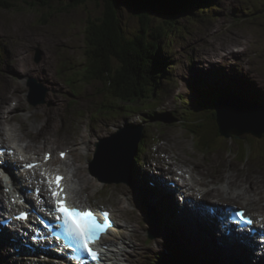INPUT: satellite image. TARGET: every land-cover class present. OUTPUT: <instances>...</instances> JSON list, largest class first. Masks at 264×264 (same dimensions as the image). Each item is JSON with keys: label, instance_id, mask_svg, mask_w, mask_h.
<instances>
[{"label": "rangeland", "instance_id": "obj_1", "mask_svg": "<svg viewBox=\"0 0 264 264\" xmlns=\"http://www.w3.org/2000/svg\"><path fill=\"white\" fill-rule=\"evenodd\" d=\"M37 1L40 3L39 0L0 1V88L3 87L1 93H11L12 91L6 92L5 88L12 85L11 78H13L17 82V86L19 85L20 91H23L19 94L25 105L21 106L16 113L24 118L28 117L29 113H34L31 119L41 120V117H43L42 120H44L46 112L48 116L51 114L54 119L59 117L60 120H65V126L60 129L59 132L61 133H58L59 142L63 148L69 142H75L79 138V143L82 140L94 141L97 137L98 139L110 137L114 132L124 127L126 129H136L135 127H127L130 126L128 124L129 120L130 123H141L147 134L141 148L146 147V152H140L139 154V159L142 158L138 163L140 166L133 163L132 173L134 179L136 178L134 175H138L137 169L139 172L145 171L144 168L147 167L146 164H149L151 159L156 168L162 166L156 165L158 156L169 157L170 155L167 151H161L160 146L165 144L166 150L177 152L183 163L197 165L207 181L222 186L230 180L240 178L243 183L230 185L233 194H236L238 189L240 191L244 184L263 185V135L258 137V135L245 133L238 138L219 137L216 140V143L219 144L216 149L212 146L207 149L203 144L198 147L199 143L192 140L190 133L181 124L180 114L183 112V107L190 103L191 96L194 98L199 96L198 92L201 90L193 88L192 83L201 76L208 84L216 82L219 88L226 86L229 81L238 82L240 90H246L245 93L252 91L251 94L254 99H258L256 101L264 105V8L262 7L264 0H217L216 2L212 0V2H209V8L212 7L211 10L214 9L213 11L208 9L207 5L209 3H206L207 0H201V12L191 9L190 14H180L179 19L177 16V21L182 22L181 25H177L176 30L179 31L176 33L177 35L171 40L169 36L160 39L162 49L169 54L170 58L168 63L165 55L162 60L166 63L165 69L170 72V77L173 79L169 81L167 75H162L161 84L156 91L155 88L147 86V92H155V100L143 98L146 92L136 91L132 93L133 95H141L143 98V100L140 98L138 103L134 99L129 101L130 97L127 98V94L116 91L115 84L112 85L110 81L94 76L90 69L93 62L89 55L86 32L87 28L90 27V22L94 23L96 17L100 16L105 4L102 2L97 3L98 1L95 0H87L88 2L80 8L79 6L69 7L70 9L66 10L63 7L68 2L62 3L59 0H49V3L51 2L50 6L44 8L34 5ZM116 2L119 18L122 21V29L127 37L132 38L134 35L142 33V31L150 35L152 32L151 27L155 28L157 26L161 29V36H163L165 30L163 31V27L160 26L164 23L163 16L153 14L152 23L147 27L145 26L144 30L138 14L133 10L131 1L116 0ZM205 10L210 12L208 13L209 16L207 13L204 14ZM224 44L228 45V52L223 51L222 54L219 48L224 47ZM235 47L241 50L235 52ZM19 56H24L34 65L44 66L47 76L39 79L33 74L28 75L25 71H35L39 76V68H34L25 63L24 58L13 64V61L16 62V58ZM20 66L19 70L18 67ZM208 66H210V70L206 71L204 67ZM117 67V62L113 61L109 66L112 72L108 73L107 76H112ZM103 75L102 78H109ZM73 77L78 78L76 82H70ZM31 78L36 80L42 88L46 87L47 89L46 103L36 108L30 104L28 97L29 87L27 83ZM74 87L78 90L74 91ZM205 87L209 88L207 85ZM211 89L213 90V88ZM231 90L234 91V89ZM19 94L15 90V96L18 97ZM101 103L111 104L119 114L103 118L98 112L99 107H102ZM154 105L158 113L163 112L168 114L169 117L166 116V119H164L162 113V117H159V119L151 118L150 115H147V118L144 113L141 114L138 111H148L150 110L148 108ZM125 107L132 108L125 110ZM18 118L22 120L21 117L18 116ZM27 120L29 121L30 118ZM158 126H161V128H158ZM27 128L30 134L33 135L29 122ZM103 128H110L115 131L106 135L101 133ZM202 148L205 149L201 150ZM91 157L92 155L89 152L82 153V167L86 165L88 158L91 159ZM106 173L114 174L111 170H106ZM147 173L150 174L148 170ZM84 174L86 178L90 177L87 169H85ZM150 176L154 177L155 174ZM116 178L120 177L117 175ZM142 179L144 178L142 177ZM98 182L93 184L91 181H87L91 193L97 192L95 189H100L91 198L95 206L117 207L119 203L120 205L126 204L123 201L126 199L125 195L128 191L132 190L131 187L124 183L102 185L100 181ZM220 189L221 196L217 198L208 196L204 199L216 202L219 198L223 199L229 196V190H227V194L223 188ZM151 190L152 188L148 186L139 191L145 195ZM215 194H219V191H216ZM113 201H116L117 204L112 205ZM242 201L236 199L228 202L251 208ZM152 203L156 204L150 201V205ZM130 209L131 207L127 208V214L118 212L119 218L122 215L124 216V219L120 218L121 220L130 219L134 214V220H130L129 224L134 226L136 236V238L130 239L132 243L122 263L161 264L165 260L160 259L159 255L148 257L149 255L145 256L144 254L145 252L148 253L150 248L155 251L153 252L155 254L163 251V249L161 250L163 238L158 237V239L155 238L157 240L152 239V241L141 240V235L150 239L149 226L147 227L143 222V215L138 209V212L133 213ZM140 219L142 223L138 222ZM123 224H125V221L121 225ZM143 227L147 230L145 231ZM158 234L163 236L162 232ZM166 239H169V237ZM170 244L173 247L168 246V253L170 250L176 249V245L182 246L180 241L174 238ZM10 248L3 249H7L9 253ZM185 250L188 253V248L185 247ZM1 255L4 256L5 252L1 251ZM161 256L165 258V254ZM205 260L208 261V259ZM223 262L227 264L225 259L224 261L219 259L218 262L214 263L223 264ZM42 263L45 264L46 262ZM0 264L10 263L4 257L3 260L0 257ZM36 264H41V262ZM205 264L208 263L205 262Z\"/></svg>", "mask_w": 264, "mask_h": 264}, {"label": "bare ground", "instance_id": "obj_2", "mask_svg": "<svg viewBox=\"0 0 264 264\" xmlns=\"http://www.w3.org/2000/svg\"><path fill=\"white\" fill-rule=\"evenodd\" d=\"M102 3L106 4L104 1ZM196 7L197 6L194 7V11L197 10ZM203 7H204V5H203ZM255 7H256V5H255ZM197 8L200 9L199 6ZM179 16H181V15L179 14ZM178 19H179V17H178ZM233 41H234V39H233ZM234 49H236V47ZM219 51L222 54H223V51L228 52V45L224 44V47H220ZM22 58H24V56L17 57L16 58L17 61L16 62L13 61V64L18 63L19 60H21ZM24 62L30 64L34 68H39V70H38L39 76L35 73V71L29 72V71L24 70L28 75L33 74L36 77H38L39 79H42V78L47 76V71H45L44 66H41V65L37 66V64L34 65V64L30 63V61L28 59H25V58H24ZM21 66L18 67L19 70H20ZM204 69L206 71H209L210 66H208L206 68L204 67ZM11 82H12V85H8L5 88L6 92L12 91L11 93H8V94H5L4 92L1 93L3 87L0 88V143L5 144L8 148H14L19 156H21V157L26 156L27 158H29V156H32V155H40V152H41L43 147H49L48 151H46L44 153L43 157L40 158L41 160H44L46 153L52 152V160H50L47 163H43L41 166L42 168H46L44 173H40L36 168H34L33 169L34 172L32 170L29 171V175L27 176V178H23V173L19 172L20 170L19 171L16 169L11 170V173L16 177L14 179V181L16 179H20L19 184L21 185V187L19 186V188L20 189L22 188L23 192L25 191L28 193L30 191V188L32 187L31 184L34 183L36 178H37L39 185L48 186V188L45 191L49 192L50 187H49L48 177L54 176L56 173L63 174V171L56 170V169L50 173V168L53 165H55L56 163H58L59 161H61V160H56V158L54 156L55 153L53 152L54 151V143H56V144H58V143L54 139L55 135H53L51 133V127H53V122H50V121H52L51 120L52 116L50 114V116H48L49 118L44 119V120H42L43 117H41L42 118L41 123L43 122L42 125H45V126L43 128H40V125L36 124L34 119H31V117H30V120L28 121L27 119H29V117L24 118L22 115L15 113L17 110H19V108L21 106H24L25 104H24V101L22 100V98L19 94V93H23V91H20L19 85L17 86V82L15 80H13V78H11ZM34 83H35V80H34ZM27 84H28V87H34V84L30 83V80L28 81ZM35 87H36V84H35ZM209 87L215 89L218 92V94H219L218 98L220 99L218 102H220L221 100L228 102L229 97L233 98L235 96L237 103L233 107L238 112H240L241 114H243V110H245V111L250 110L251 112H257L258 110H261L264 112V105H262L261 103H259L257 101H256L257 103H255L253 101L254 98L248 95V93H252V91H249L248 93H241V95H239V93H237V91L236 92L232 91L229 88L227 90L222 91V90H220L221 88L217 87L216 82H210ZM15 90L19 94L20 97L15 96ZM44 91H47L46 87L44 89L37 87L38 97L34 96V100H36L38 102L33 103L34 105L37 106V105H41V104L46 103V96H45ZM207 94H208V92H207ZM256 100H258V99H256ZM13 101L15 102L14 105L12 103ZM140 112L144 113L145 111L142 110ZM148 115H150V114H148ZM186 115H189V117H190L189 119H193L194 113L192 114V113L188 112ZM253 115H255V116L249 117V120L251 122H252V119L254 121H257L256 118L258 117V115L257 114H253ZM18 116L21 117L22 120L19 119ZM158 117H162V113H159ZM199 121H200V119H199ZM199 121H197V123ZM28 122L30 123V126H31V132H33V130H35L33 132V135L30 134V131L27 128ZM190 122L194 123L193 120H190V121H188L187 119L184 120L183 116H182V124L183 125L190 126L191 125ZM187 123H190V124L188 125ZM64 126L65 125H60L58 129H61ZM158 128H161V126H158ZM190 128H192V127L190 126L187 129L190 130ZM261 130H262V132L260 133V135H258V137H261L263 135L262 133L264 132V128H261ZM114 131L115 130H113V129L111 130L110 128H103V132H101V133L107 135V134H110ZM79 137H81V136H79ZM40 139H43L44 141L41 142V141H39ZM197 139H198V137H197ZM79 140H80V138L77 139L76 141L79 142ZM100 141H101V144L103 142H105V140L103 138H101ZM114 143H118V140L115 141ZM199 146H200V144L198 145V147ZM160 148H161V151H163V152L167 151V153L170 155H169V157H163L162 155H159L158 156V164H164L165 163L167 166H166V168H162L161 170H158V169H154L153 167H150L148 164L146 168L148 170H150V168H152V172H150L149 175L155 174L154 177L151 176L152 179L155 181L157 180L160 187L165 192H168L170 194V197L172 195L173 201H175L178 204H181L182 200L177 195L180 193H184L185 190L187 192V194H186L187 197H192L194 195L197 196V198H193V201H190V205L188 203L185 204V208L187 209L188 212L192 211L190 208V206H191L192 208H196L195 210H197L198 217H201L199 215L201 213V211L202 212L207 211V213H208V210L205 206L207 201H205V199L203 200V197H201L200 195L203 196L204 194L209 193L207 196H214L217 198V197L221 196L220 195V191H221L220 188H223L224 191H226V192H227V190H229V196H226L223 199L219 198V201L221 202V204H223V203L226 204V203H228L227 201H229V200L234 201L236 199H238V200L242 199L243 200L242 202H245L248 206L251 207L250 210L248 209L249 210L248 213H250L256 220H257V218L262 219L261 223H264V181H263V185H259V186H257V185L253 186L252 185L253 183L248 184V185L244 184V185H242L243 188H240L241 189L240 191L238 189L237 193L233 194L231 192L232 188L230 185L234 186L235 184H237L239 182L243 183L240 178L230 180L227 183H225L224 185L222 184V186H219L217 183L207 181L205 175L198 169L197 165L192 164V163H188V164L183 163L181 161V156L177 152H174V151L168 152V150H166V148H165V144H162L160 146ZM141 159L142 158H140V160ZM76 161H77V164H76ZM76 161L74 164V165H77L76 168L73 171H67L65 174L66 178H68V186L66 184L65 185L67 187V192H68L69 198L72 200L71 202H73V203H75V199H74L75 194H78V193L83 194L85 192V190L90 189V187L87 184V181L88 182L91 181L90 177L86 178L83 175L82 158L79 156ZM85 164H86V166H91L89 161H87ZM102 172H104V174L103 175L100 174L99 176H101V177L98 180L101 182L102 185L112 184V183L115 184V181L113 179L116 178L118 171H112L114 173L112 175H110L108 173L105 174L106 170H102ZM8 175H10V174L8 172H6V174L0 179V185L4 186V184H7L6 187L11 186L10 183H12V181L10 179L9 180L5 179V176H8ZM140 175H141V177L144 178V180L149 177L145 173H141ZM170 175H173L172 177H173L174 181H178L179 188L178 187L173 188L172 185L166 184L165 179L169 178ZM134 176L138 177V175H134ZM116 179H121V177L116 178ZM16 184L17 183L14 182V185H16ZM135 187L137 188V186H135ZM34 188L35 187H33V190H34ZM177 189H178V191H177ZM98 190H100V189H95V191L99 192ZM216 191L217 192L219 191V194H215ZM1 193H2V191H1ZM176 193H177V195H176ZM227 194H228V192H227ZM7 195L8 194L7 193L5 194V192L3 195L2 194L0 195V209L2 208V205H4V207H6L7 210L9 208H11V211H13V208L10 205H8V203L6 204V202H5V198ZM125 198L127 200H129L127 196H125ZM45 199H48L50 201L49 196H46ZM126 199L123 201V203H126L125 205H120V203H119L118 206L115 207L116 209L120 210L119 213L123 212L124 214H127L128 213V210H127L128 205L132 206L134 208L133 198L130 199L129 201H127ZM153 199H155L154 196H152L151 193L149 192L148 194H145V201H142V203L149 204L150 203L149 201H151V200L153 201ZM204 201H205V204H204ZM116 204H117V202L113 201L112 205H116ZM11 205L14 206V203H11ZM133 208H131V209L134 210ZM185 208L180 207V210L182 211V214L184 215V217H186L185 218L186 222L190 225L191 220L194 219V213L195 212L193 211L192 215H188L187 212L185 211ZM252 212H255V214H253ZM140 213H142L143 216H145L146 212H144V210L141 209ZM209 213H211V210H209ZM120 218L124 219V216L122 215V216H120ZM212 218L215 219L216 217H214V215H213ZM185 219H183V220L185 221ZM130 220H134L133 214L130 217V219L125 218V221L126 222L128 221V223L130 222ZM138 222L142 223L141 219L138 220ZM210 224L212 225V229L216 228L215 223L210 222ZM169 228L172 230V227H169ZM169 228H166V234L170 235V234H172V231L170 232ZM125 229H127V226L125 227ZM125 229L120 231V233H122V236H120V237L112 236V239H106L105 242L103 243L106 245V247L108 246V250H109L108 251L109 252L108 260L112 261L111 264H123L122 263L123 257L126 254L127 250L129 249V245L127 244L126 241L128 239L132 238L133 235L124 232ZM247 231H249V233L251 234V235L247 234V236H246L247 241L244 239L241 243L239 241H237V243H234L235 245L240 246V252L238 253L239 259L242 260L243 262H245L246 264H259L261 262H262L261 264H264V257H261L262 261L258 260V254L256 253L254 246L249 242L250 240L253 239V236L256 237L259 235L258 233H264V227L251 224L247 227ZM238 236H240V234H238ZM13 237H18V239H19V236H11L10 238H13ZM201 241L203 244H205V241H203V240H201ZM23 242H24V239H19L18 242H16L15 240L12 241V244L14 245L15 248L16 247L21 248V252H19V254H21L22 256H23V252L25 253V250L28 252H31V250L25 248V246L23 245ZM207 243H208V248H207L208 250H205V253H206L207 257H209V258L212 257L210 260L213 264L214 262H216L214 260H217V259L213 258V256L215 257L217 254L220 256V253L225 252V250L219 249L223 246L221 243H216L218 246V249L216 248L217 247L216 245L213 246V241L211 239H210V241H207ZM187 246L190 248V252H188V254H189L192 252V249L194 250V248L188 244H187ZM15 254L16 255L14 257L13 255L6 253L5 257L7 256L6 259L9 260L10 264H27L26 262L23 261L24 258H22V256H17L18 251H16ZM186 254H187V252H186ZM196 254L199 255V258H196V257L191 258L190 257L191 258L190 260L191 261L193 260L194 262L203 261L202 255L205 256V254L204 253L199 254L198 252H196ZM206 256L204 257V260L207 259ZM223 257H225V256H223ZM190 260H188V262ZM32 264H34V263H32Z\"/></svg>", "mask_w": 264, "mask_h": 264}, {"label": "trees", "instance_id": "obj_3", "mask_svg": "<svg viewBox=\"0 0 264 264\" xmlns=\"http://www.w3.org/2000/svg\"><path fill=\"white\" fill-rule=\"evenodd\" d=\"M1 1V0H0ZM62 3H66L63 9H70L69 7H78L85 5L87 0H59ZM97 3L105 2V7L102 9L100 16H97L94 23L90 22V27L87 28L86 40L88 41L89 55L93 62L90 68L94 76H97L106 81H110V84H115V89L118 93L130 95L136 91L147 92V86H156L160 83V51L158 41L161 36V29L157 27L152 28L150 35H147L142 31L139 35H134L132 38L126 36L122 29V21L119 18L118 4L115 0H95ZM190 1L193 7L200 6L198 0H161L162 8L172 15L179 17L181 13H189ZM34 5L41 7H49V0H39ZM99 5V4H98ZM141 8L145 10L146 6ZM196 7V8H197ZM71 8V9H72ZM145 12V11H144ZM144 12H138L139 19L142 27L145 28L152 23L149 15ZM177 19H174L176 21ZM91 21V20H89ZM173 24V23H171ZM170 24V25H171ZM146 26V27H145ZM158 28V32H157ZM158 36V37H157ZM115 61L118 67L112 76H107L111 73L109 66ZM104 75H103V74ZM107 76L109 78H102ZM151 87V86H150ZM125 92V93H124ZM249 96L253 97L251 93ZM254 98V97H253ZM255 103L256 99L253 100ZM264 101V100H263ZM260 103V102H259ZM258 103V104H259ZM189 115L183 117L184 120L189 119ZM218 122V121H217ZM191 123V122H190ZM190 123H187L188 125ZM197 132L199 134L198 139L202 142L200 145L208 146L209 148L215 143L219 136V128L215 120V116L210 118L204 123L199 121ZM193 129V128H190ZM264 136V134H263ZM203 138V139H202ZM213 148V147H212Z\"/></svg>", "mask_w": 264, "mask_h": 264}, {"label": "snow or ice", "instance_id": "obj_4", "mask_svg": "<svg viewBox=\"0 0 264 264\" xmlns=\"http://www.w3.org/2000/svg\"><path fill=\"white\" fill-rule=\"evenodd\" d=\"M215 106L219 108L221 118L226 126L231 124L239 115L238 111L227 101L221 100ZM126 131L130 139L134 134V130L129 128ZM118 139L119 137H112L110 141H105L98 146L99 151L96 159L92 162L96 167L101 170L111 171H121L127 167L129 155L119 145L113 143ZM60 155L63 158L66 154L61 153ZM49 158L50 154L45 156L46 160ZM21 159L23 158L21 157ZM37 166L32 163L21 164L16 159L10 157L6 149L0 151V171L19 170L22 168L33 169ZM64 179V176L59 173L48 177L49 187L51 188L53 184L56 186L53 190V196L57 198L55 202L56 207L63 214V223L69 235L76 243L87 250L93 259H96L98 254L92 250L90 245L96 243L101 238V234L110 227V223L100 222L91 211L84 212L78 209L77 206L68 204L67 194L64 192L63 187ZM14 182L19 184L20 179H16ZM23 216H26V213H23ZM240 216L242 219L246 218L243 212L240 213Z\"/></svg>", "mask_w": 264, "mask_h": 264}, {"label": "water", "instance_id": "obj_5", "mask_svg": "<svg viewBox=\"0 0 264 264\" xmlns=\"http://www.w3.org/2000/svg\"><path fill=\"white\" fill-rule=\"evenodd\" d=\"M133 5V10L135 13L138 14V12H144L147 13L151 20H153L152 15L153 14H159L163 16L164 23L160 24L161 27H167L172 22V20L176 19L175 13L168 12L162 8L161 0H130ZM142 6H146L145 10L141 9L144 8ZM184 14L185 13H181ZM217 120L220 127V132L222 135H225L227 137H231V135L235 134L236 136H239L240 134H243L245 132H251L255 135H260L262 132L261 128H264V112L258 113V117L256 118L257 121H254L252 119V122L249 120V117H254L253 115L255 112H251L250 110H243V114H239L238 117L229 125H225L221 114L219 111V108L217 107ZM259 126V127H258ZM129 155V154H128ZM129 163H130V155H129ZM129 163L127 167L125 168L124 175L127 176L129 172ZM117 181H121L120 179H116Z\"/></svg>", "mask_w": 264, "mask_h": 264}]
</instances>
